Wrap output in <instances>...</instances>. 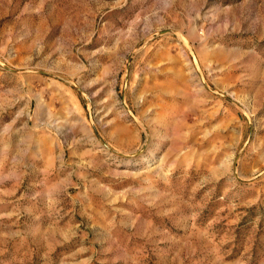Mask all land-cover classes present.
I'll return each instance as SVG.
<instances>
[{
  "label": "rangeland",
  "instance_id": "374dc122",
  "mask_svg": "<svg viewBox=\"0 0 264 264\" xmlns=\"http://www.w3.org/2000/svg\"><path fill=\"white\" fill-rule=\"evenodd\" d=\"M0 264H264V0H0Z\"/></svg>",
  "mask_w": 264,
  "mask_h": 264
}]
</instances>
